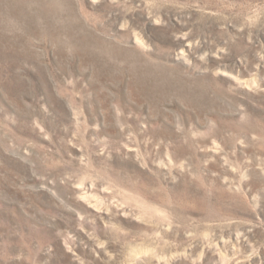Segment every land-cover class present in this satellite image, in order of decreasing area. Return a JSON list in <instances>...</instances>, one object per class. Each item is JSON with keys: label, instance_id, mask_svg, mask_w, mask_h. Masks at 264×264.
Listing matches in <instances>:
<instances>
[{"label": "rangeland", "instance_id": "obj_1", "mask_svg": "<svg viewBox=\"0 0 264 264\" xmlns=\"http://www.w3.org/2000/svg\"><path fill=\"white\" fill-rule=\"evenodd\" d=\"M0 264H264V0H0Z\"/></svg>", "mask_w": 264, "mask_h": 264}]
</instances>
